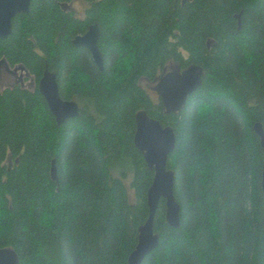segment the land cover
<instances>
[{
	"label": "trees",
	"instance_id": "obj_1",
	"mask_svg": "<svg viewBox=\"0 0 264 264\" xmlns=\"http://www.w3.org/2000/svg\"><path fill=\"white\" fill-rule=\"evenodd\" d=\"M73 1L31 0L0 39V61L34 83L0 86V248L20 264H127L153 178L133 143L144 110L176 137L167 168L180 224H166L161 199L159 243L141 264H264L253 131L257 122L264 131V0H80L82 17L65 9ZM92 24L101 71L72 43ZM192 64L203 69L201 86L166 115L141 82ZM45 68L79 107L59 126L37 89Z\"/></svg>",
	"mask_w": 264,
	"mask_h": 264
},
{
	"label": "water",
	"instance_id": "obj_2",
	"mask_svg": "<svg viewBox=\"0 0 264 264\" xmlns=\"http://www.w3.org/2000/svg\"><path fill=\"white\" fill-rule=\"evenodd\" d=\"M31 0H0V39H6L12 34V20L19 14H28ZM63 8L65 6H62ZM240 27V15H236ZM100 30L97 24H92L82 35L74 37L72 43L76 48H85L91 54L92 60L99 71L103 69L102 56L97 43ZM7 65L4 60L0 65ZM8 66V65H7ZM24 71L22 66H15L12 72ZM26 75L27 72H25ZM203 69L198 65H190L181 69L178 65L165 68L155 80L153 91L162 103L165 114L179 112L186 104L188 97L202 84ZM29 76V75H28ZM37 89L44 98L49 112L59 126L79 114L78 104L73 100H63L59 95L56 75L45 68L38 81ZM135 132L133 143L142 154L146 167L153 172L152 182L146 193L148 215L145 222L137 229V244L127 259V264H141L159 243V236L154 232V216L161 199L165 201V221L170 227L177 229L180 224V207L174 198V172L167 168L169 155L176 144L174 131L169 126H162L157 120L149 117L144 110L135 113ZM253 131L259 138L263 157L262 185L264 187V131L257 122ZM51 180L58 183L55 161L51 162ZM0 264H20L19 257L11 248H0Z\"/></svg>",
	"mask_w": 264,
	"mask_h": 264
},
{
	"label": "rangeland",
	"instance_id": "obj_3",
	"mask_svg": "<svg viewBox=\"0 0 264 264\" xmlns=\"http://www.w3.org/2000/svg\"><path fill=\"white\" fill-rule=\"evenodd\" d=\"M85 3L80 1V0H75L73 1L71 4H69L68 6H66L67 10L73 11L75 13V15L77 17H82L83 16V11L85 9ZM12 72V71H11ZM21 78V82L17 81L16 79ZM31 77L26 75L25 72L23 71H16L15 72V77L12 76V74L6 70H4L3 68L0 71V86L2 88L11 86L13 84H15V81H17V84L21 83L23 87L26 88H31ZM141 86L150 93V95L152 97H155L156 94L154 93L153 89V84H149L146 81L141 82ZM129 180H125L126 186L128 187V182ZM128 194H129V198L132 201V192L128 189Z\"/></svg>",
	"mask_w": 264,
	"mask_h": 264
},
{
	"label": "flooded vegetation",
	"instance_id": "obj_4",
	"mask_svg": "<svg viewBox=\"0 0 264 264\" xmlns=\"http://www.w3.org/2000/svg\"><path fill=\"white\" fill-rule=\"evenodd\" d=\"M65 9H66V7H65ZM66 10H67V9H66ZM2 68H3L4 70L10 72V73L12 74V76L15 77V72H11V69H12V68H10V67L7 66V65H3V64H1V65H0V71H1ZM16 80L19 81V82L22 81L21 78H19V79L17 78ZM17 81H15V84H17ZM31 81H32V80H31ZM15 84H13V85H15ZM19 84L22 86L21 83H19ZM33 85H34V83H33V81H32L30 87H33Z\"/></svg>",
	"mask_w": 264,
	"mask_h": 264
}]
</instances>
